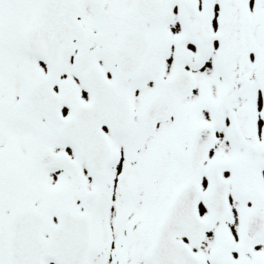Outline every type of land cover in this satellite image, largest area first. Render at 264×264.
Here are the masks:
<instances>
[{
	"label": "snow or ice",
	"instance_id": "snow-or-ice-1",
	"mask_svg": "<svg viewBox=\"0 0 264 264\" xmlns=\"http://www.w3.org/2000/svg\"><path fill=\"white\" fill-rule=\"evenodd\" d=\"M0 264H264V0H0Z\"/></svg>",
	"mask_w": 264,
	"mask_h": 264
}]
</instances>
